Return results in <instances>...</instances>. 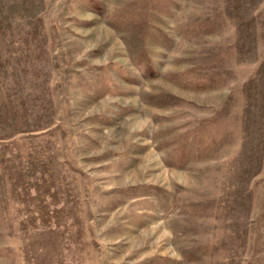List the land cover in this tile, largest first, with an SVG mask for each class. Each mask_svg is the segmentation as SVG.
I'll return each mask as SVG.
<instances>
[{"label": "rangeland", "instance_id": "1", "mask_svg": "<svg viewBox=\"0 0 264 264\" xmlns=\"http://www.w3.org/2000/svg\"><path fill=\"white\" fill-rule=\"evenodd\" d=\"M0 264H264V0H0Z\"/></svg>", "mask_w": 264, "mask_h": 264}]
</instances>
